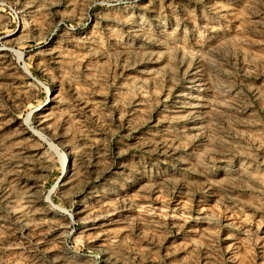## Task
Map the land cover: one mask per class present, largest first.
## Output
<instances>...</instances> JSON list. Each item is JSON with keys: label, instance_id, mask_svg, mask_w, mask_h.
Instances as JSON below:
<instances>
[{"label": "rangeland", "instance_id": "374dc122", "mask_svg": "<svg viewBox=\"0 0 264 264\" xmlns=\"http://www.w3.org/2000/svg\"><path fill=\"white\" fill-rule=\"evenodd\" d=\"M0 264H264V0H0Z\"/></svg>", "mask_w": 264, "mask_h": 264}, {"label": "bare ground", "instance_id": "6f19581e", "mask_svg": "<svg viewBox=\"0 0 264 264\" xmlns=\"http://www.w3.org/2000/svg\"><path fill=\"white\" fill-rule=\"evenodd\" d=\"M19 58L21 59V58H22V56L20 55V56H19ZM27 72H29V71L27 70ZM48 196H49V198H50V194H49ZM48 196H47V197H48ZM46 200H47V198H46Z\"/></svg>", "mask_w": 264, "mask_h": 264}, {"label": "built area", "instance_id": "2783aa9c", "mask_svg": "<svg viewBox=\"0 0 264 264\" xmlns=\"http://www.w3.org/2000/svg\"><path fill=\"white\" fill-rule=\"evenodd\" d=\"M33 80H35V79H33ZM36 81V80H35Z\"/></svg>", "mask_w": 264, "mask_h": 264}]
</instances>
